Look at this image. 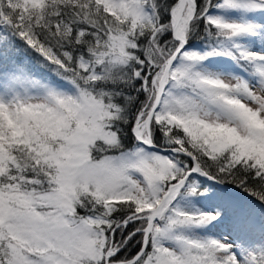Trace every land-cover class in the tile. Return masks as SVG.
Masks as SVG:
<instances>
[{"label": "snow or ice", "instance_id": "1", "mask_svg": "<svg viewBox=\"0 0 264 264\" xmlns=\"http://www.w3.org/2000/svg\"><path fill=\"white\" fill-rule=\"evenodd\" d=\"M0 264H264V0H0Z\"/></svg>", "mask_w": 264, "mask_h": 264}]
</instances>
